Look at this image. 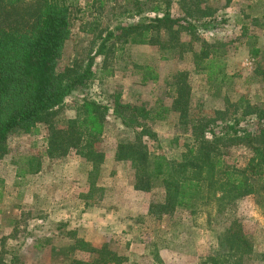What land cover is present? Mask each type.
<instances>
[{"label": "rangeland", "instance_id": "1", "mask_svg": "<svg viewBox=\"0 0 264 264\" xmlns=\"http://www.w3.org/2000/svg\"><path fill=\"white\" fill-rule=\"evenodd\" d=\"M65 2L72 25L59 68L91 55L95 74L86 91L66 97L57 118L76 117L84 95L104 105L107 115L96 145L104 160L91 173L94 181L88 180L91 166L75 149L57 159L44 154V125L35 134L9 137L10 153L0 158V264L91 261L94 249L104 245L123 257L121 264H158L157 259L161 264H212L215 254L225 251L220 235L237 228L248 240L244 264H264V165L255 166L254 179L262 178L256 192L220 212L215 201L190 212L161 210L164 189L159 184L148 191L135 189L131 164L114 160L116 145L134 141L135 131L142 129L150 152L180 158L191 135L179 123L178 112L154 121L139 117L135 128L124 126L119 114H132L125 105L170 106L182 80L189 94V118L224 117L226 123L237 120V128H253L254 115L242 113L264 109V0ZM163 11L178 23L153 30L159 43L126 42L128 36L115 31L105 45L110 48L96 53L109 30L149 23ZM204 43H219L216 54L221 55L225 79H208L201 71L196 55ZM152 73L155 81L142 80ZM205 136L212 138L209 132ZM222 150L225 161L239 168L251 155L242 142ZM22 153L40 157L38 172L15 175Z\"/></svg>", "mask_w": 264, "mask_h": 264}, {"label": "trees", "instance_id": "2", "mask_svg": "<svg viewBox=\"0 0 264 264\" xmlns=\"http://www.w3.org/2000/svg\"><path fill=\"white\" fill-rule=\"evenodd\" d=\"M0 0V158L10 153L8 139L12 135L35 134L40 125L46 127L44 154L57 159L75 149L85 157L91 169L88 180H93L104 160L97 143L104 129L106 107L84 95L79 101L80 111L74 118L59 121L57 112L66 97L84 92L94 77V57L59 68L65 42L71 32L72 13L65 0ZM178 23L167 11L151 22L116 26L109 30L98 46L103 53L109 37L115 31L128 36L132 43H159L151 35L153 30L170 29ZM208 26L210 23L207 24ZM206 25V26H207ZM213 27V26H212ZM219 43H204L196 55L201 71L208 79H225L223 63L216 49ZM164 46H162L163 48ZM106 48H110L109 45ZM211 52V53H210ZM257 49L253 51L256 53ZM149 67H146L148 69ZM181 75L184 73H180ZM157 75L144 74L143 81H155ZM176 85L170 106H124L130 116L119 114L121 123L130 128L140 126L137 119L154 121L164 119L170 111L179 113V123L189 131L191 141L179 159L155 154L141 138L143 129L135 131L132 142H120L114 151V160L129 162L133 171V187L148 191L159 184L164 189L161 210L183 209L196 212L210 201L222 211L228 204L244 195L254 193L262 178L254 179L257 164L264 165V109L245 111L254 115L253 128L236 127L237 120L225 122L224 117L193 120L189 118L190 103L186 83ZM220 119L221 124H218ZM227 121V120H226ZM209 132L212 138H206ZM145 134V133H144ZM245 144L251 151L247 165L239 168L225 161L223 147ZM21 154V153H20ZM16 164L15 175L22 177L36 173L41 159L34 154L22 153ZM220 250L212 264H244L248 240L242 231L228 229L220 235ZM91 261L73 260L70 264H121L123 257L107 247L97 248ZM158 264H161L157 259Z\"/></svg>", "mask_w": 264, "mask_h": 264}]
</instances>
